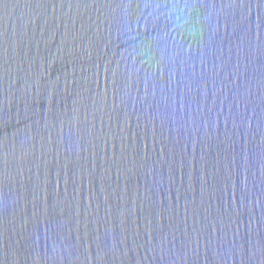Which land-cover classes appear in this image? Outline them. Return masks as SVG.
<instances>
[{"label": "water", "instance_id": "obj_1", "mask_svg": "<svg viewBox=\"0 0 264 264\" xmlns=\"http://www.w3.org/2000/svg\"><path fill=\"white\" fill-rule=\"evenodd\" d=\"M0 264H264V0H0Z\"/></svg>", "mask_w": 264, "mask_h": 264}]
</instances>
